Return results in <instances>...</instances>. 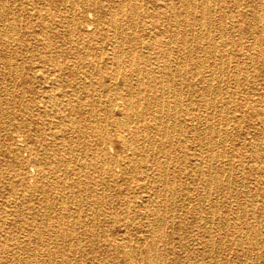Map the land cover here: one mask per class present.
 <instances>
[{"label":"bare ground","instance_id":"obj_1","mask_svg":"<svg viewBox=\"0 0 264 264\" xmlns=\"http://www.w3.org/2000/svg\"><path fill=\"white\" fill-rule=\"evenodd\" d=\"M0 152V264H264V0H0Z\"/></svg>","mask_w":264,"mask_h":264},{"label":"rangeland","instance_id":"obj_2","mask_svg":"<svg viewBox=\"0 0 264 264\" xmlns=\"http://www.w3.org/2000/svg\"><path fill=\"white\" fill-rule=\"evenodd\" d=\"M237 33H239V31ZM242 40L245 43H248L249 41H251V38L246 37V38H242ZM185 95H188V94L184 93V96ZM95 122H99L98 127L103 125L102 121L100 119L95 120ZM136 123L132 122L131 124H132V126H137V125H139L141 123V121L139 123L138 122H136ZM97 129H99V128H97ZM95 130L96 129L94 128L93 131H95ZM29 132H30V129H29L28 126H26V127L22 126V127H18V128L16 127L15 131H14V137H13V151H14L13 153H14L15 158L17 159L18 166H19V168L22 169L23 175L25 177L26 176H28V177L31 176L32 173L30 171V167L31 166H34V167L36 166V157H35V155L37 154V149H36L35 145L31 142V139L29 138ZM18 136H21V138L23 139V142H22L23 145L22 146H20V142L17 141L18 138H19ZM106 136H107V134H106ZM241 138L243 139V136H241ZM107 141H108V139H107ZM111 158L113 160L114 168L115 169H119L118 164L116 162V159H114L113 155H112ZM0 162L3 164V166L6 169L8 168L7 157H5L4 153H2V152H0ZM116 173H118V170L116 171ZM183 183L185 185H186V183L190 185V180L188 178H186V180H184ZM3 192L4 191H2V190L0 191V193H1L0 196L4 194ZM137 225L141 226L140 224H137ZM138 230H139V228L132 229V233H133L132 242L133 243L142 244V241L140 239V238H142V235H141L142 232H139ZM163 234H164L163 235L164 237L160 236L159 239H158V242L161 243V245L165 244L166 247L172 248V247L178 246L180 237L184 238V240H187L188 235L190 233H188V232L185 233V232H182V231L179 232V228L178 227L176 228L175 224H172L171 222L169 223V221H167L165 223V226H164V233ZM164 238H165V240H163ZM163 248H161L159 251H161V250L163 251L165 249V248L164 249ZM169 251L170 252H175L174 253L175 255L182 254V251L177 249L176 247H175V249H170Z\"/></svg>","mask_w":264,"mask_h":264}]
</instances>
